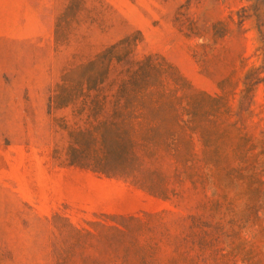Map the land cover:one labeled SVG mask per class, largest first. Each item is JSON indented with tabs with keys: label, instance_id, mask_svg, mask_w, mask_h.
<instances>
[{
	"label": "rangeland",
	"instance_id": "rangeland-1",
	"mask_svg": "<svg viewBox=\"0 0 264 264\" xmlns=\"http://www.w3.org/2000/svg\"><path fill=\"white\" fill-rule=\"evenodd\" d=\"M128 36L134 59L225 95L236 129L217 165L197 140L187 171L164 157L143 158L137 179L68 163L88 115L51 96ZM123 67L99 89L102 116ZM237 133L248 150H234ZM152 170L167 197L143 187ZM0 264H264V0H0Z\"/></svg>",
	"mask_w": 264,
	"mask_h": 264
},
{
	"label": "trees",
	"instance_id": "trees-1",
	"mask_svg": "<svg viewBox=\"0 0 264 264\" xmlns=\"http://www.w3.org/2000/svg\"><path fill=\"white\" fill-rule=\"evenodd\" d=\"M134 44L131 36L119 40L66 72L57 84L51 104L64 107L78 99L83 102L81 111L88 115L84 127L70 132L68 163L107 176L137 179L144 167L143 158L164 157L175 169L187 171L196 155L197 140L203 160L217 165L228 127L236 129L235 122H230L225 95L192 89L158 56L134 59ZM115 64L124 67L118 75L111 112L102 116L106 98L99 89ZM251 74L245 77L243 97L248 93ZM233 146L235 151L249 149L240 133ZM153 172L141 177L143 187L167 197L166 186L154 189Z\"/></svg>",
	"mask_w": 264,
	"mask_h": 264
}]
</instances>
